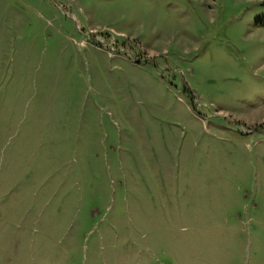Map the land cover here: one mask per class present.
Wrapping results in <instances>:
<instances>
[{
	"label": "rangeland",
	"instance_id": "obj_1",
	"mask_svg": "<svg viewBox=\"0 0 264 264\" xmlns=\"http://www.w3.org/2000/svg\"><path fill=\"white\" fill-rule=\"evenodd\" d=\"M0 264H264V0H0Z\"/></svg>",
	"mask_w": 264,
	"mask_h": 264
}]
</instances>
